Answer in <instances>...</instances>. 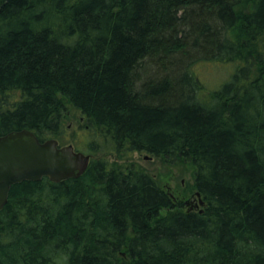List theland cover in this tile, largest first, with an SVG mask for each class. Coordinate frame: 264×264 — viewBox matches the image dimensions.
Returning a JSON list of instances; mask_svg holds the SVG:
<instances>
[{"label": "trees", "instance_id": "16d2710c", "mask_svg": "<svg viewBox=\"0 0 264 264\" xmlns=\"http://www.w3.org/2000/svg\"><path fill=\"white\" fill-rule=\"evenodd\" d=\"M199 62L233 66L207 93ZM66 100L90 165L12 185L0 264H264V0H8L0 135L60 134ZM143 151L190 162L203 211L108 157Z\"/></svg>", "mask_w": 264, "mask_h": 264}, {"label": "water", "instance_id": "95a60500", "mask_svg": "<svg viewBox=\"0 0 264 264\" xmlns=\"http://www.w3.org/2000/svg\"><path fill=\"white\" fill-rule=\"evenodd\" d=\"M91 159L90 154L77 150L73 144L61 145L57 138L42 141L29 129L0 135V210L9 200L12 185L43 178L52 182L78 178L87 171ZM195 194L198 198L195 207L204 206L201 193ZM192 209L193 206L189 208Z\"/></svg>", "mask_w": 264, "mask_h": 264}, {"label": "rangeland", "instance_id": "374dc122", "mask_svg": "<svg viewBox=\"0 0 264 264\" xmlns=\"http://www.w3.org/2000/svg\"><path fill=\"white\" fill-rule=\"evenodd\" d=\"M232 64H218L212 62H199L193 66V71L200 77L202 85L206 92L216 88L228 78L229 70ZM68 107L67 113L63 117V124L60 134H51L46 138H57L61 145L73 144L76 147L83 146L81 151L90 153L87 142L92 138L86 132H93L89 129L93 123L88 117L76 108L72 103L66 100ZM99 156V155H96ZM112 163L118 165H132L136 169H142L154 175L160 185L178 201L184 202L183 207H177L174 210H188L191 206L196 205L198 201L195 198L196 190L194 188L195 167L190 162H178L171 164L166 162L162 157L153 156L147 152H134L127 155L109 154ZM191 202V203H187ZM203 206H200V209ZM199 209V210H200ZM170 209H162L161 215H167Z\"/></svg>", "mask_w": 264, "mask_h": 264}]
</instances>
